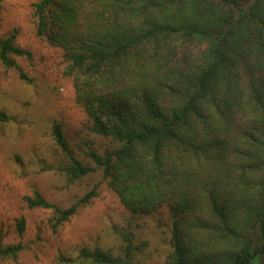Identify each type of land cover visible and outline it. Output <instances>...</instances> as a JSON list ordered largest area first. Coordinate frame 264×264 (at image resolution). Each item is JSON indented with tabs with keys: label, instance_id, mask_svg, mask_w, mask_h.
<instances>
[{
	"label": "trees",
	"instance_id": "trees-1",
	"mask_svg": "<svg viewBox=\"0 0 264 264\" xmlns=\"http://www.w3.org/2000/svg\"><path fill=\"white\" fill-rule=\"evenodd\" d=\"M33 15L36 34L63 51L90 130L111 142L83 164L54 123L68 179L101 169L129 212L166 207L162 264H264V0H37ZM16 57L31 52L0 35V61L30 81ZM94 194L68 207L38 191L24 200L52 209L56 230ZM121 237L123 258L99 247L78 258L130 264Z\"/></svg>",
	"mask_w": 264,
	"mask_h": 264
},
{
	"label": "rangeland",
	"instance_id": "rangeland-1",
	"mask_svg": "<svg viewBox=\"0 0 264 264\" xmlns=\"http://www.w3.org/2000/svg\"><path fill=\"white\" fill-rule=\"evenodd\" d=\"M36 1L0 0V35L15 34L16 44L31 52L30 58L16 57L30 81L0 61V110L8 116L0 121V248L22 245L15 257L0 256V264H85L78 258L82 247L123 258L122 232L131 237L130 264H162L170 230L166 207L150 215L133 214L101 169L73 181L60 170L64 154L52 136L54 123L83 164L95 166L89 151L102 153L111 142L90 130L62 49L36 34ZM90 190L95 193L90 200L56 230L52 209L29 207L24 200L38 191L50 203L68 207ZM21 219L24 230L19 232Z\"/></svg>",
	"mask_w": 264,
	"mask_h": 264
}]
</instances>
